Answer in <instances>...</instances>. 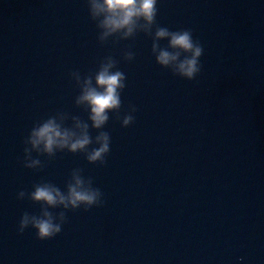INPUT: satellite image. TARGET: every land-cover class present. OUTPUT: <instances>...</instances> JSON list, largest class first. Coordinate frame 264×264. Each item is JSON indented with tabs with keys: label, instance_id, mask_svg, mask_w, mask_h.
Segmentation results:
<instances>
[{
	"label": "water",
	"instance_id": "95a60500",
	"mask_svg": "<svg viewBox=\"0 0 264 264\" xmlns=\"http://www.w3.org/2000/svg\"><path fill=\"white\" fill-rule=\"evenodd\" d=\"M157 7L158 24L190 28L203 45L195 80L161 68L143 33L101 46L85 0H0V264H264V0ZM107 55L127 77L121 116L137 111L126 128L109 113L106 165L59 152L24 168L35 122L57 111L87 120L70 73ZM77 167L104 205L68 211L52 239L18 234L22 213L39 212L18 192L41 181L63 190Z\"/></svg>",
	"mask_w": 264,
	"mask_h": 264
},
{
	"label": "clouds",
	"instance_id": "9594fccd",
	"mask_svg": "<svg viewBox=\"0 0 264 264\" xmlns=\"http://www.w3.org/2000/svg\"><path fill=\"white\" fill-rule=\"evenodd\" d=\"M89 19L97 29V41L101 46L111 41L134 40L143 33L151 39V55L155 62L171 72L173 76L189 81L195 80L202 71L201 57L204 47L193 36L190 28L171 30L157 23L158 0H85ZM161 41H167L162 45ZM136 54L131 46L123 50L124 61L131 62ZM119 61L111 55L100 60L98 67L87 75L78 70L70 73L79 89L74 104L87 113V120L64 111L33 124L24 140L22 166L42 170L39 159L49 160L59 152L82 154L89 164L104 166L110 153V133L103 131L113 113L121 127L134 123L135 105L121 116V94L126 88V74L118 68ZM71 119V124L66 122ZM90 129L97 130L93 137ZM94 145V146H93ZM32 153L37 154L33 158ZM82 168H74L69 174L64 189L49 181L32 185L31 191L21 190L17 199H27L39 205L38 213L23 212L18 223V234L28 228L35 231L36 239L45 241L56 237L67 222V212L83 208L102 207L104 193L94 186L91 177H85ZM61 209V211H54ZM242 259V258H241Z\"/></svg>",
	"mask_w": 264,
	"mask_h": 264
}]
</instances>
